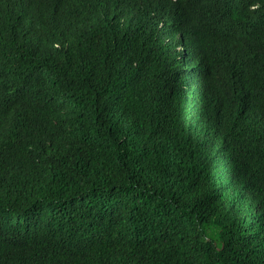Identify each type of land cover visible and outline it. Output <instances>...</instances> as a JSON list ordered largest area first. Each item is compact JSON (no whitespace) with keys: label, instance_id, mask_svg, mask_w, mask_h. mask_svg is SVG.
<instances>
[{"label":"trees","instance_id":"trees-1","mask_svg":"<svg viewBox=\"0 0 264 264\" xmlns=\"http://www.w3.org/2000/svg\"><path fill=\"white\" fill-rule=\"evenodd\" d=\"M218 1L0 0V264H264V14Z\"/></svg>","mask_w":264,"mask_h":264},{"label":"clouds","instance_id":"clouds-1","mask_svg":"<svg viewBox=\"0 0 264 264\" xmlns=\"http://www.w3.org/2000/svg\"><path fill=\"white\" fill-rule=\"evenodd\" d=\"M234 0H220L215 4H225ZM264 14V5L258 0H240L239 3L234 4L233 9L228 15L227 23L233 29H240L238 25V19L240 17H246L249 20V24L257 17L262 20ZM248 24V25H249ZM177 46L176 50L178 49ZM262 60H264V48L262 50ZM19 243V232L16 237L12 239L0 238V249L4 251H11L17 247Z\"/></svg>","mask_w":264,"mask_h":264}]
</instances>
